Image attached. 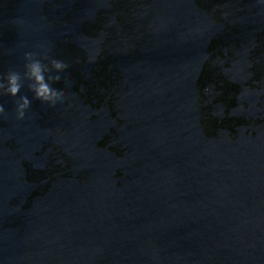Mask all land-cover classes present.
Wrapping results in <instances>:
<instances>
[{"label": "water", "instance_id": "water-1", "mask_svg": "<svg viewBox=\"0 0 264 264\" xmlns=\"http://www.w3.org/2000/svg\"><path fill=\"white\" fill-rule=\"evenodd\" d=\"M25 52L69 67L0 97V264H264V0H0Z\"/></svg>", "mask_w": 264, "mask_h": 264}, {"label": "clouds", "instance_id": "clouds-1", "mask_svg": "<svg viewBox=\"0 0 264 264\" xmlns=\"http://www.w3.org/2000/svg\"><path fill=\"white\" fill-rule=\"evenodd\" d=\"M26 61L23 75L15 70H9L6 74L0 75V97L12 96L17 97L24 87V81H28V88L34 93L35 99L42 102L55 105L62 97L64 92L61 89L53 87L55 81L61 79L60 75L48 76L45 74L55 70L56 73L64 72L69 65L63 60L52 58L44 55L43 60L37 59L33 52H25ZM46 63L45 61H49ZM31 101L27 96L21 95L15 101V113L17 120L25 119L26 110L30 107ZM6 116L5 108L0 104V117Z\"/></svg>", "mask_w": 264, "mask_h": 264}]
</instances>
